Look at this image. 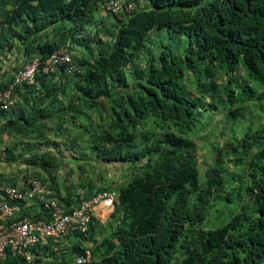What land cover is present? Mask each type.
Instances as JSON below:
<instances>
[{
  "label": "trees",
  "instance_id": "16d2710c",
  "mask_svg": "<svg viewBox=\"0 0 264 264\" xmlns=\"http://www.w3.org/2000/svg\"><path fill=\"white\" fill-rule=\"evenodd\" d=\"M95 1L0 0V5L4 4L0 6L1 23L11 32L13 44L22 45L25 53L16 58V64L32 56L40 61L47 58L58 48L55 37L49 35L59 29L58 37L60 33L68 34L67 41L73 38L78 46H84L81 50L88 49L87 57L70 56L75 69L59 64L49 74L35 75L37 87L16 85L11 92L13 104L0 109V116L13 110L26 91L34 93L29 109L35 117L22 119L24 126L33 125L39 117L55 124L54 117L59 114H45L50 107H45V97L54 90L60 71L71 73L70 81L79 98L70 99L65 111H74L71 104L82 98L85 106L97 110L108 109L109 105L111 130L90 133L93 159L131 162L139 168L138 174L115 188L75 194L78 201L98 190L115 192L106 221L113 222V226L96 246L90 248L88 244L91 259L82 264H264V125L248 126L243 134H230V139L214 151L213 163L203 169L202 181L191 137L200 123H206L201 121L202 112L209 116L208 110L216 108L204 100L213 97V68L226 75L223 93L216 100L229 107L230 118L241 115L240 108H231L234 102L254 97L246 81L242 83L232 76L238 65L244 68L246 79L264 84V0H123L132 2L133 8L121 11L119 16L108 11L114 22L109 41L103 43L100 36L92 38L84 31L92 22ZM152 31L162 32L166 40L145 58L143 69L136 60ZM84 38H91L95 46L83 44ZM173 40L176 44L185 42L181 51L171 46ZM185 73L194 77L201 96H190L182 88ZM10 79L11 74L0 84V90ZM232 82L239 87L237 92ZM260 95L264 98V90ZM9 125L2 126L0 133ZM77 126L83 130L86 124ZM33 144L45 146V136L35 134ZM222 152L238 156L236 163L244 159L243 178L235 182L234 189H229L224 178ZM21 156L17 153L13 160ZM39 159L48 173L47 163L42 156ZM29 163L37 162L32 159ZM49 180L42 181L60 202L70 206L59 197L52 175ZM240 195L247 196L248 202L228 213L226 221L206 225L207 214L216 201L229 202ZM71 197L73 194L66 192V198ZM20 214L24 215L22 210ZM96 224L101 223L92 216L87 236L71 235L86 240L96 231ZM83 248L75 243L70 255L81 253ZM0 261L25 263L24 258L9 251Z\"/></svg>",
  "mask_w": 264,
  "mask_h": 264
},
{
  "label": "rangeland",
  "instance_id": "374dc122",
  "mask_svg": "<svg viewBox=\"0 0 264 264\" xmlns=\"http://www.w3.org/2000/svg\"><path fill=\"white\" fill-rule=\"evenodd\" d=\"M106 4L107 0L95 1L92 22L84 29L92 38L94 36L101 37L100 41L102 40V43L109 41L108 37L111 35L110 32L114 22L112 15L106 8ZM3 7L4 4L1 8ZM59 32L60 29L58 30ZM10 33L7 27L1 23L0 17V84L6 81L10 77V74H12V67L15 64L16 58L23 57L25 54L23 53L22 45L13 44ZM58 33H51V36L55 37L58 49L64 50L73 59H77L81 55L87 57L88 49L81 50L84 47L83 45L82 47L81 45L78 46L73 38L67 41L66 36L68 34L60 33L58 37ZM87 33H82V36H86ZM165 40L160 31H152L149 34L145 43L146 48L136 60L140 68H145V58L152 56L157 48L156 46ZM81 42L86 45L89 44L92 47L95 46L91 38L90 41H86L84 38ZM172 45L177 51H181L185 46V42L179 41L176 44V41L173 40ZM94 52L95 49L93 50V54ZM213 70V79H210L214 83L213 97L211 98V95H209L204 100H206L205 102L214 103L216 108L208 110L209 116H207L206 111L202 112L203 117L201 121H205L206 123L204 125L200 123L198 130L191 134L196 144L199 181H202L203 169L213 163L214 151L218 150L224 142L230 139V134H243L248 126L257 128L264 125V98L260 97L261 91L264 90V84L246 79L244 68L239 64L232 76L242 83L246 81L253 88L254 97L244 102H234L231 108H240L241 115L237 116V118H230L227 115L229 107H223L216 100L223 93L222 88L225 84L226 75L221 69L217 70L213 68ZM70 75L71 73L66 74L60 71L55 79L56 85L53 87L54 90H50L48 96L45 97V107L50 106L49 108H51L53 106V110H48L49 108L45 109V114L51 116L59 114V117H54V126L51 121H48V124L45 126V162L47 163V172L54 175L57 174L63 188L62 191L65 193L69 192L70 196L72 194L73 196L75 194H86L96 188H115L118 185L124 184L131 176L139 173L138 166L131 162L106 163L101 159H93L94 153L90 147V133L100 129L111 130L109 129L111 122L109 105L107 104L108 107H106L108 109H104L103 111L97 110L95 107L90 108L89 106H85L82 98L78 103L71 104L70 108L74 107V111H65L66 104L70 99L79 98L77 90H74V85L70 81ZM53 77L54 74L51 75V78ZM182 79V88L190 96H201V91L196 88V81L192 75L185 73ZM231 87L234 92L239 90V87L234 85L233 82L231 83ZM84 99L87 100L86 98ZM225 104L227 105L228 101ZM77 123H85V129L82 130L77 126ZM40 140L42 141V137H40ZM5 145L9 146L10 144L7 143ZM222 154L224 157L222 163L225 168L223 174L226 184H228L229 189H234L236 187L235 182L243 178L245 171L244 159L236 163L234 161L237 160L238 156L230 153L224 154L223 152ZM247 202L248 197L245 195L234 197L229 202L216 201L207 214L206 225H218L226 221L228 213L235 211L240 203ZM106 219L100 222L101 224L94 225V230L96 231L92 232L91 236L86 239L88 242L86 240H78L79 244L81 246L89 244L90 248H92L103 237L107 236L108 230L113 226V222H106Z\"/></svg>",
  "mask_w": 264,
  "mask_h": 264
},
{
  "label": "built area",
  "instance_id": "2783aa9c",
  "mask_svg": "<svg viewBox=\"0 0 264 264\" xmlns=\"http://www.w3.org/2000/svg\"><path fill=\"white\" fill-rule=\"evenodd\" d=\"M106 8L119 16L121 11H130L133 3L108 0ZM63 63L67 65L68 70L75 69L70 55L58 48L42 61L37 56H32L19 63L12 71L10 82L0 90V109L6 110L13 104L11 92L16 85L37 87L36 74H49ZM0 193V260L4 259L6 251H9L13 256L24 258L25 262L31 261L30 250L36 246L50 245L56 250V243L61 238L74 233L87 236L92 216L99 222L109 219L115 197L114 191L98 190L67 207L57 199L46 182L35 177L26 178L18 187L11 184L2 185ZM27 201L39 204L40 209L35 216L20 214L22 204ZM97 207L102 211L98 217L95 216ZM90 259L91 251L86 246L81 253L74 254L69 259L43 260L40 264H82Z\"/></svg>",
  "mask_w": 264,
  "mask_h": 264
},
{
  "label": "crops",
  "instance_id": "0c3cea01",
  "mask_svg": "<svg viewBox=\"0 0 264 264\" xmlns=\"http://www.w3.org/2000/svg\"><path fill=\"white\" fill-rule=\"evenodd\" d=\"M24 61L25 59H21L19 63ZM19 63L14 64L12 71ZM31 96H33V94L23 91L18 98L19 101H17L16 107L10 112L5 113L3 116H0V128L4 125L10 124L6 127L5 131L0 133V186L5 184H11L17 187L21 186L24 183V180L30 176H37L42 180L49 182L50 175H52L54 185L59 190V197L64 198L62 199L64 202L73 205L77 200L74 196L73 198L71 197V199L66 198V193L62 191L63 188L58 180L57 174H45V165L42 167L43 169L40 166L42 160L39 159V157L42 156V159L45 160V146L36 147L33 144L35 141V134H43V136H45V123L48 124V120L39 117L36 122L29 127L24 126L23 124L22 119L30 120L32 119L31 117H35V112L32 113L29 109ZM11 123H13V125H11ZM23 141H25V143H23ZM7 143L10 145L6 146L5 144ZM27 144L28 146L22 150ZM17 153H20L22 156L13 160V157ZM41 153L44 154L41 155ZM7 155L10 157H7ZM32 159L36 160L37 163L35 165L29 163ZM1 195L2 194L0 193V197ZM39 209V204L35 201H27L23 203L21 207L22 213L31 215L37 214ZM100 212L101 208L97 207L95 209V216L98 217ZM75 243L79 244L78 238L75 237V235H68L61 238L56 243V250L52 249L50 245L47 246L48 248L46 250L45 246H36L31 251V261L25 262L24 264H39V262L43 260L52 261L69 259L72 256L70 255L72 245ZM86 246H88V244L83 245V247ZM0 264L9 263H3V261H0Z\"/></svg>",
  "mask_w": 264,
  "mask_h": 264
}]
</instances>
